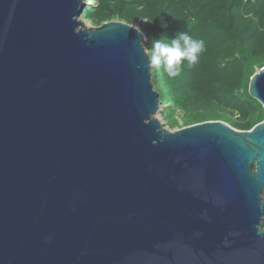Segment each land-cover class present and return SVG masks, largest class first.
<instances>
[{
    "label": "water",
    "instance_id": "water-1",
    "mask_svg": "<svg viewBox=\"0 0 264 264\" xmlns=\"http://www.w3.org/2000/svg\"><path fill=\"white\" fill-rule=\"evenodd\" d=\"M84 6L0 0V264H264V120L165 128L145 35Z\"/></svg>",
    "mask_w": 264,
    "mask_h": 264
},
{
    "label": "trees",
    "instance_id": "trees-1",
    "mask_svg": "<svg viewBox=\"0 0 264 264\" xmlns=\"http://www.w3.org/2000/svg\"><path fill=\"white\" fill-rule=\"evenodd\" d=\"M93 1L84 6L85 21L93 27L110 21L137 25L147 37V53L152 39H173L184 31L205 42L198 62L185 60L179 77L150 68L168 129L179 120L184 127L221 121L249 131L264 120L261 104L248 91L251 77L264 67V0Z\"/></svg>",
    "mask_w": 264,
    "mask_h": 264
},
{
    "label": "clouds",
    "instance_id": "clouds-1",
    "mask_svg": "<svg viewBox=\"0 0 264 264\" xmlns=\"http://www.w3.org/2000/svg\"><path fill=\"white\" fill-rule=\"evenodd\" d=\"M161 26L167 27L163 23ZM137 31L143 36L138 27ZM143 39L147 40V37ZM203 51H205V42L202 39H193L187 31L177 33L173 39H168L166 36L152 39L145 67H150L153 72L163 68L170 78H176L181 75L183 62L186 60L189 65L196 64L199 54Z\"/></svg>",
    "mask_w": 264,
    "mask_h": 264
},
{
    "label": "rangeland",
    "instance_id": "rangeland-1",
    "mask_svg": "<svg viewBox=\"0 0 264 264\" xmlns=\"http://www.w3.org/2000/svg\"><path fill=\"white\" fill-rule=\"evenodd\" d=\"M84 3H85V6L86 5H93L94 4V1L93 0H84ZM84 23H85V25L87 27H92L87 21H84ZM134 26L138 27L137 25H134ZM179 117H180L179 115L176 116V118H179ZM156 119H158L162 123V125L165 128L168 129V127L165 125V122L161 119V117L159 116V114H156ZM181 128H184V126H183V122L179 120L177 128H175V129H173L171 131L178 130V129H181Z\"/></svg>",
    "mask_w": 264,
    "mask_h": 264
}]
</instances>
